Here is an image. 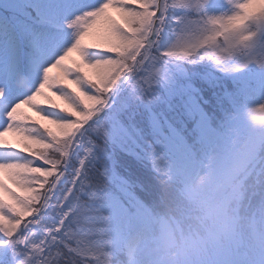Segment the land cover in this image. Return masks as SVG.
Returning <instances> with one entry per match:
<instances>
[{
	"label": "trees",
	"instance_id": "16d2710c",
	"mask_svg": "<svg viewBox=\"0 0 264 264\" xmlns=\"http://www.w3.org/2000/svg\"><path fill=\"white\" fill-rule=\"evenodd\" d=\"M102 2L103 0H0V58L5 55L4 44L7 34L13 28L21 39V53L15 70L25 79L33 76L36 87H39L41 71L32 69L30 62L42 52L53 48L60 55L63 49L74 42L75 29L68 26L73 18L67 16L73 7L84 5V11H87L98 7ZM124 2L138 6L136 0ZM167 2L170 5L169 16L174 12L173 15L179 17L181 11L171 7L177 0ZM109 14L123 23L114 10L109 9ZM82 43L87 47L100 42L93 36H86ZM174 43L175 37L165 28L160 51L150 49L143 62L130 63V67L134 69L129 77L131 84L127 82L117 92L112 104L95 122L86 126L88 131L83 136L94 143L95 160L86 167L85 179L77 192L78 199L68 223L66 237L46 253L43 264L45 261L47 264H110L113 258L117 264H147L146 260L138 258L134 250L137 242L146 236L151 238L156 231L155 225L148 224L149 218L158 219L176 214L177 210L188 206L185 198L188 182L200 166L206 164L212 143L225 137V129L232 117L246 103V93L239 82L219 70L214 54L209 56L198 50V60L193 62L185 58L164 57L163 52L168 51ZM100 47L101 55L115 58V54L106 51V46ZM161 60L165 62L161 63ZM62 63L73 72L75 66L79 65L84 68V73H87L91 82H97L95 70L87 66L88 61L78 51L69 53L68 59ZM49 75L53 88L49 89L46 85L41 91L50 98L51 103L39 96L37 103L44 109L43 113H37L27 105L20 109L30 120L22 124L23 133L12 129L0 136V144L11 146L10 151L0 148L2 159L23 155L33 160V167L42 166V161L35 159L33 153L23 151L24 140L28 139L27 133L34 132L35 129L43 133L46 128L56 134L59 130L50 121L60 116L76 119L69 112L61 111L68 108L67 102L59 97L61 85L57 83V78L62 75V70L52 69ZM72 79L71 76L65 79L69 89L85 91L87 95L94 94L87 86L80 89L71 83ZM100 99L105 97L101 96ZM53 105L59 107L54 108ZM44 113L51 115L45 117ZM10 136L15 139L11 140ZM36 138H39V133ZM66 139L67 137L57 136L61 145ZM262 141L264 139L259 142L257 154L254 155L257 163L255 167L250 166L251 174L239 193H244L240 215L257 222H264ZM67 149L62 148V151L67 152ZM50 156L63 163L56 169L43 165L53 175L48 177L47 182L41 177L43 188L34 186L33 194L39 193L41 198L66 160V155L61 157L54 150L50 152ZM75 157L76 155L69 159L71 167L74 166ZM0 183L18 195L28 194L27 190L13 183L7 169H2ZM65 189L64 184L58 187L55 201ZM104 198L103 210L110 218L111 230L116 235L117 249L120 251L115 254L105 251V247L111 244L108 239L109 230L102 217L97 215V206ZM0 201L5 204L13 203L9 194L4 191H0ZM41 201L42 199L37 202V207ZM13 222L11 214L0 220L5 227H10ZM180 224L184 228L194 226L191 218H180ZM129 248L132 249L130 258L127 254Z\"/></svg>",
	"mask_w": 264,
	"mask_h": 264
},
{
	"label": "snow or ice",
	"instance_id": "6c2138e0",
	"mask_svg": "<svg viewBox=\"0 0 264 264\" xmlns=\"http://www.w3.org/2000/svg\"><path fill=\"white\" fill-rule=\"evenodd\" d=\"M206 2L207 0L204 3L192 5L184 0H177L171 7L179 9L182 14L176 17L172 12L170 17V5L167 0H151V2L136 0L138 6H133L124 0H103L98 7L84 11L68 22V26L75 29L74 42L43 67L39 77V87H36L37 83L33 76L25 79L15 69L9 70L10 77L6 79L5 86L0 87V103L6 109L4 115L7 118L3 127L4 132L15 129L23 133L22 124L29 121L30 117L20 112L22 106L27 105L35 109L37 113H43L44 109L37 103V97L43 96L45 101L51 103L50 98L44 96L41 89H44L46 85L49 89L53 88L49 75L52 69L62 70V75L57 78V83L61 85L59 97L67 102L68 108L61 109V111L69 112L76 119L70 120L60 116L50 121V123H55L59 130L56 134L46 128L43 133H40L39 129L27 133L28 139L24 140L23 151L33 153L35 159L42 161V166L33 167V160L23 155L9 157L0 162V169L9 170L13 183L28 192L27 195L21 196L0 183V191L7 192L13 201L11 204L0 201V220L10 214L14 220L10 227H5L3 223H0V264H25L24 257L30 250L29 244L32 241L26 238V233L30 229L21 221L24 217H32L29 224L39 223L37 218L47 214L46 210H42V205L37 207L39 200L48 201L47 195L41 198L39 193L33 194V188L35 185L43 188L44 182H47L48 177L53 175L43 165H49L52 169H56L63 163L62 160L52 159L50 152L53 150L59 152L61 157L66 155L62 148L71 147L77 138V133L83 136L88 131L87 129L81 131L80 124L87 123L95 111L108 107L109 97L114 86L121 80L131 84L128 73L134 69L130 67V63L138 62V58L139 61L145 59L141 49L160 51L165 28L172 32L175 43L168 51L163 52V56L185 58L189 62L198 60V50L213 56L209 50L220 51L221 54H231L239 50L241 45L245 49L256 46V33L248 28L253 23L258 26L264 25V0H236L232 14L226 17L207 14L205 12ZM109 9L117 12L123 23L114 19L109 14ZM193 11L200 17L199 21L193 22L187 19V16L191 15ZM194 24L201 25V27L194 28ZM193 31L196 33L194 36L185 35ZM86 36H93L100 43L85 47L82 42ZM101 45L106 46L108 53L115 54V58H112L111 55H101ZM74 50L88 61V67L95 70L96 83L91 82L87 73H84V68L79 65L75 66V72H73L62 63ZM199 58L203 59L204 57ZM216 59V66L220 71L226 74L237 72L231 68L232 61L220 63L219 58ZM163 62L165 61L161 60V63ZM259 66L264 67V62ZM81 73L84 74L81 75ZM69 76L73 77L71 83L79 86L80 89L87 86L93 90L94 94L87 95L85 91L69 89L68 84L65 83V79ZM8 88L23 89L25 95L21 99L10 102ZM101 96H104L105 99H100ZM53 107L59 106L53 105ZM255 111L264 112V104H261ZM44 115L47 117L51 114L44 113ZM260 123H264V121ZM37 133H39V138H36ZM2 135L3 133H0V136ZM58 135L67 137L62 145L57 140ZM0 148L11 150L10 145L0 144ZM257 151L258 146L255 148V156ZM208 168L209 170L214 169L215 161L210 162ZM41 177L44 178V182L41 181ZM185 196L187 197V207L166 217L149 218L148 224L155 225L157 228L160 222L166 221L181 227L180 218H191L192 216L191 204H207L209 199L205 194L204 186L193 183H189L186 187ZM243 199L244 193H241L238 202L230 209V215H225L223 207L219 204L211 209L218 224L224 226L225 235L218 240L215 230L209 232L210 243L200 257V264H213V262H219V264H264V222H257L240 215ZM104 205L105 198L97 206V215L102 217L109 230L108 239L111 244L105 247V251L115 254L120 251L117 249L116 235L111 230L110 218L107 214L105 215L103 210ZM65 215L67 214L65 213ZM64 223V219H61L60 224ZM18 226L23 230L17 231ZM41 230L43 231V229ZM59 231L61 229L55 228L53 225L48 227L47 232L44 233L46 241L50 245L57 243L55 233ZM22 237L24 238L22 239ZM44 243L45 241L42 240L41 245ZM38 250L31 249L33 252ZM148 251L153 257L150 248ZM127 254L129 258L132 256L131 248L128 249ZM31 264H41V262L34 255ZM44 264H47V261ZM110 264H117L115 258L111 260Z\"/></svg>",
	"mask_w": 264,
	"mask_h": 264
},
{
	"label": "rangeland",
	"instance_id": "374dc122",
	"mask_svg": "<svg viewBox=\"0 0 264 264\" xmlns=\"http://www.w3.org/2000/svg\"><path fill=\"white\" fill-rule=\"evenodd\" d=\"M184 2H190L192 5H195L197 3H204L205 0H184ZM235 3L236 0H207L205 4V12L207 14L226 17L227 15L232 14ZM83 7L84 5H82L80 9ZM77 10V8H73L71 14L78 12ZM187 19L196 22L200 20V17H198L193 11L191 15L187 17ZM200 27L201 25L194 24V28ZM248 30L254 31L256 33L255 47L245 49L244 46L241 45L239 50L231 54H221L220 51L209 50V52L213 53L216 58H219L220 63H228L229 61H232L231 68L237 72L228 73L227 75L239 82L241 88L246 93V103L237 110V115L232 117L229 126L225 130V137L220 138L216 142L212 143L209 155L206 159V164L195 172L188 184L194 183L199 176L205 175L209 170L208 165L210 162L215 161L225 155L239 152L238 155L241 159L253 158L255 155L256 146H258L259 142L264 139V123H260L261 121H264V112L255 111L260 107L261 104H264V67L259 66L262 62H264V25L258 26L257 24L253 23L249 25ZM3 34H5V27L3 28ZM195 34L196 33L193 31L186 33L185 35L194 36ZM4 52L5 55L0 58V87L5 86L6 79L10 77L9 70L16 68L20 56V39L14 29H11L7 34L4 44ZM141 52L144 53L145 59H147L150 49H141ZM201 52L203 51L201 50ZM56 56H58L57 49H52L38 59L30 62V66L32 69L42 71L43 67L47 66V63L55 59ZM143 61H139L138 58V62H135V64ZM126 82L127 81H124L123 83L122 80L123 85L120 82L121 85L119 84V86H124ZM7 91L9 92L11 98L10 102L21 99L25 95L23 89L14 91L11 88H8ZM23 107L24 106H22V108ZM5 110L6 109L4 108V105L0 103V133H3V135L7 133L4 132L3 129L7 122V118L4 115ZM97 116L92 118L91 122H95L98 119ZM10 138L11 140L15 139L14 136H10ZM77 145L78 147L73 149L71 156L68 157V160L65 161V164L57 173L59 174L61 172L59 178L60 180L57 182V186H55L56 190L61 184H64L66 185L64 193L58 201H55V193L53 194V191L45 192L46 195H49V203L51 207L46 210L47 214L45 215L43 221L31 224L33 231L28 236L26 235V237H28L27 239L32 241V243H30L31 245L39 247L38 251L33 252L31 251L32 248L29 245L30 250L27 251L24 257V259L27 258L29 260V264H31L34 255L38 257L41 264H43L45 253L55 246L50 245V243L46 241L44 233L47 232L48 227L54 225L55 228L61 229V231L55 233L57 236V242H59V240H61L66 235L68 220L74 211L78 199L77 192L80 191L82 183L85 179L86 167L92 164L95 160L96 147L89 138L81 136ZM84 150L86 152L84 155L85 160H82ZM74 155H76L75 163L74 166L71 167L69 165V159ZM2 161H4V159L0 157V162ZM1 170L2 169H0V171ZM64 196H66V200L64 201L65 203L62 212L66 213L67 215H65L64 218L65 223L61 225L58 224V220L60 219L61 215L57 210V206ZM29 218L23 220L22 224H25ZM41 229H43V231ZM19 230L20 228L18 227L17 231ZM146 237L142 241L136 243L135 252L137 253L140 260H146L148 262L147 264H152L153 257L148 251L150 248V237ZM23 238L24 237H22V239ZM42 240L45 241L43 245H41Z\"/></svg>",
	"mask_w": 264,
	"mask_h": 264
},
{
	"label": "clouds",
	"instance_id": "9594fccd",
	"mask_svg": "<svg viewBox=\"0 0 264 264\" xmlns=\"http://www.w3.org/2000/svg\"><path fill=\"white\" fill-rule=\"evenodd\" d=\"M238 154L232 153L215 160V168L199 176L193 183L203 185L209 198L207 204H191L194 226L184 228L166 221L157 225L149 241L152 264H200V257L210 243L209 232L215 230L218 240L224 237V226L218 224L211 209L219 204L225 215H230V209L238 202L251 167L257 163L255 157L241 159Z\"/></svg>",
	"mask_w": 264,
	"mask_h": 264
},
{
	"label": "bare ground",
	"instance_id": "6f19581e",
	"mask_svg": "<svg viewBox=\"0 0 264 264\" xmlns=\"http://www.w3.org/2000/svg\"><path fill=\"white\" fill-rule=\"evenodd\" d=\"M101 109H102V108H101ZM101 109H100V110H101ZM96 112H98V111H96ZM80 130L82 131L81 128H80ZM80 138H81L80 134L77 133V138L75 139L74 143H73L72 146L70 147V151H72L74 148H77V147H78L77 143L79 142ZM85 154H86V152H85V150H84V151H83L82 160H85V156H84ZM81 163H82V162H81ZM59 178H60V175L57 176V177L54 179V181L52 182V185H54V187L57 185V182L60 180ZM52 185H51V189L49 190V192H51L52 189L54 188V187H52ZM47 197H48V201H47V202H44V201H43V204H42V210H47V209H49V208L51 207V205H50V203H49V195H47ZM65 200H66V196L63 197V199L60 201L59 205L57 206V210H58L59 214L61 215V216H60V219L58 220V224H60V220H61V219H64V218H65V213L62 212V211H63V208H64V203H65L64 201H65ZM44 218H45V216L38 217L37 220L40 222V221H43ZM30 220H32V217H30V218L28 219V221L25 223V225H27L28 228L30 229V231H28V232L26 233L27 236H28L29 234H31L32 231H33L32 227H31V224L28 223ZM22 230H23V229L20 228L19 231H22ZM26 238H28V237H26ZM29 245L31 246L32 249H34V248L39 249L38 246H34V245H31V244H29ZM24 261H25V264H29V260H28L27 258L24 259Z\"/></svg>",
	"mask_w": 264,
	"mask_h": 264
},
{
	"label": "water",
	"instance_id": "95a60500",
	"mask_svg": "<svg viewBox=\"0 0 264 264\" xmlns=\"http://www.w3.org/2000/svg\"><path fill=\"white\" fill-rule=\"evenodd\" d=\"M86 123L83 124V126L85 125Z\"/></svg>",
	"mask_w": 264,
	"mask_h": 264
}]
</instances>
